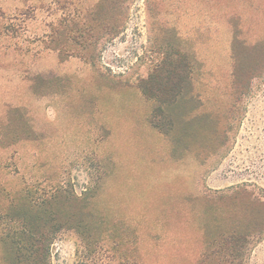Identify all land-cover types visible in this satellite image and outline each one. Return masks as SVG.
Returning <instances> with one entry per match:
<instances>
[{
    "label": "rangeland",
    "instance_id": "obj_1",
    "mask_svg": "<svg viewBox=\"0 0 264 264\" xmlns=\"http://www.w3.org/2000/svg\"><path fill=\"white\" fill-rule=\"evenodd\" d=\"M263 44L264 0H0V184L89 216L48 264H264Z\"/></svg>",
    "mask_w": 264,
    "mask_h": 264
},
{
    "label": "trees",
    "instance_id": "obj_2",
    "mask_svg": "<svg viewBox=\"0 0 264 264\" xmlns=\"http://www.w3.org/2000/svg\"><path fill=\"white\" fill-rule=\"evenodd\" d=\"M234 61L236 66H241V63L238 62L235 55ZM162 64L163 63L160 64V68ZM256 65L262 69L264 68V61L256 63ZM239 70L236 71V75H234V83H239L242 77V75L239 74L241 69ZM17 112L22 114L19 110ZM154 127L156 128L157 126ZM1 141L2 139L0 138V142ZM37 193V189L33 186L25 185L19 190L12 191L9 190L6 184L5 186L0 184V196H4L9 201L11 200L10 202L17 197L23 198L26 200L28 208L34 209L40 213L38 219L32 217L21 220L9 214L5 215L2 211L0 212V225L2 228H7L4 243L7 245L9 242L11 246V249H7L4 245V249H1L2 259L5 264H14L15 262L18 264H48L49 246L53 240V235L57 231L61 228L70 227L71 225H75L73 228H89L90 226V222L88 221L89 216L83 215V212L78 218H72L66 215L63 220H57L56 217L45 212L47 205L56 202L58 199H63L65 203L72 201L80 202L78 198H74L63 188H52L42 197H37ZM81 201L88 202L89 199L87 197ZM9 206L11 207L12 204H9ZM90 219L93 220L92 217H90ZM120 225H123V228H127L125 224L120 223ZM101 226L102 224L98 223V227ZM12 256H14L16 261L10 263Z\"/></svg>",
    "mask_w": 264,
    "mask_h": 264
}]
</instances>
